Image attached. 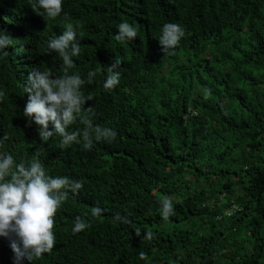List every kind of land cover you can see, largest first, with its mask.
<instances>
[{
    "label": "trees",
    "instance_id": "obj_1",
    "mask_svg": "<svg viewBox=\"0 0 264 264\" xmlns=\"http://www.w3.org/2000/svg\"><path fill=\"white\" fill-rule=\"evenodd\" d=\"M36 7L0 0V33L12 38L0 50V154L19 163L39 151L49 176L83 187L68 191L55 245L33 264H264V0H63L49 20ZM123 22L134 40H116ZM68 23L81 47L69 73L97 72L85 108L116 133L90 150L43 142L23 115L29 73L63 75L47 44ZM166 23L185 31L170 54L158 41ZM116 58L119 84L105 91ZM84 128L77 118L68 131ZM77 217L89 226L73 233ZM14 256L0 237V264Z\"/></svg>",
    "mask_w": 264,
    "mask_h": 264
},
{
    "label": "clouds",
    "instance_id": "obj_2",
    "mask_svg": "<svg viewBox=\"0 0 264 264\" xmlns=\"http://www.w3.org/2000/svg\"><path fill=\"white\" fill-rule=\"evenodd\" d=\"M34 9L37 15L45 20L56 19L63 11V0H36ZM185 31L178 23H166L162 28V35L158 41L165 54L175 49L184 37ZM137 37L136 29L127 22L118 25L116 40L131 41ZM12 38L6 33H0V50L11 44ZM49 52H55L62 60V76H55L49 71L33 69L28 75L25 88L27 102L23 115L28 120V126L35 123L39 127V135L43 142L53 136L61 139L62 146L82 143L85 150H90L93 137L96 141L111 142L116 133L107 127L93 126L92 116L94 108H85L92 96H85L81 91L87 83H93L97 72L89 71L87 79L79 74H70L74 67L73 57L81 54V47L77 40L76 30L68 23L65 30L50 40L47 44ZM7 55V53H5ZM120 65L116 58L108 67V75L104 81L105 91L115 88L119 84L120 73L115 71ZM79 118L85 125L80 131L69 132V126ZM50 125L52 130H50ZM82 136V140L78 137ZM7 134L0 139L8 140ZM37 151L30 161L16 162L11 154H0V237L9 241L14 252L15 264H22L27 260L29 264L40 259L43 254L50 252L55 245V215L68 198V191L78 192L83 185L68 177L52 178L46 172L39 160ZM161 215L165 221L174 214L172 200L165 197L160 201ZM99 207L92 209V215L99 217ZM89 225L77 217L74 221L73 233L85 230ZM151 239V234L148 235ZM140 259H146V254L140 252Z\"/></svg>",
    "mask_w": 264,
    "mask_h": 264
},
{
    "label": "built area",
    "instance_id": "obj_3",
    "mask_svg": "<svg viewBox=\"0 0 264 264\" xmlns=\"http://www.w3.org/2000/svg\"><path fill=\"white\" fill-rule=\"evenodd\" d=\"M195 114H196V113H195ZM186 117H187V116H186ZM186 117H185V118H186Z\"/></svg>",
    "mask_w": 264,
    "mask_h": 264
}]
</instances>
